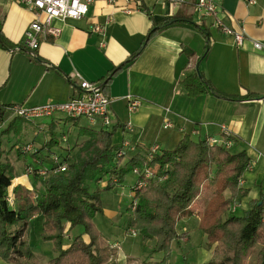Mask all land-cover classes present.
I'll return each mask as SVG.
<instances>
[{
  "label": "crops",
  "instance_id": "1",
  "mask_svg": "<svg viewBox=\"0 0 264 264\" xmlns=\"http://www.w3.org/2000/svg\"><path fill=\"white\" fill-rule=\"evenodd\" d=\"M195 1L139 0L137 6L134 2L128 4L131 9L126 11L124 0H117L115 4L96 0L79 19H52L48 31L39 38L37 49L30 50L21 45L34 13L14 0H0L1 30L10 43L20 46L17 49L0 47V104L33 106L64 102L78 96L77 74L85 80L99 82L138 48L152 24L171 19L176 13L189 14L194 23L174 22L160 28L140 55L117 70L102 87L112 98L109 127L117 125L112 142L120 145L128 140L138 150L157 146V151H161L171 149L188 134L195 141L205 137L227 141L232 152L245 150L252 160L241 182L247 193L235 199L237 208L245 211L252 200L264 197V65L261 53L252 44V40L264 44V0H256L254 4L244 0H217L221 22L244 32L245 37L239 44L232 35L215 28L212 18L202 20ZM200 23L208 27L210 37L209 51L199 63L203 75L220 92L237 96L252 92L260 98L232 100L216 97L208 91L197 95L186 92L181 81L193 72L194 58L204 47V36L195 25ZM96 24L104 25L103 34L92 31ZM184 46L192 49L195 56L182 51ZM127 95L140 100L134 111L126 108ZM60 114L15 122L11 130L16 131L13 147L31 143L37 150L52 136L58 144L51 148L72 146L80 137L79 126L95 124L89 120L80 122V117L73 123ZM166 120L171 126L164 127ZM27 125L33 126L32 134L21 141L22 128ZM72 128L76 135L69 141ZM63 135L65 140H62ZM37 140L39 147H36ZM15 153L16 163L8 158L14 175L9 186L20 184L31 189L32 177L25 172L26 165L30 164L28 155L18 157ZM32 157L38 163L37 157ZM225 195L229 192L225 191ZM198 210L186 217L193 218L197 226ZM107 215L113 218L116 212ZM68 226L67 223L66 229ZM83 238L88 240L86 234ZM104 240L113 248L115 264H125L127 254L121 250L120 243ZM68 245L65 243L63 247ZM207 250L211 252L209 259L213 252L208 247ZM38 256L42 257L40 264H48L46 258Z\"/></svg>",
  "mask_w": 264,
  "mask_h": 264
},
{
  "label": "trees",
  "instance_id": "2",
  "mask_svg": "<svg viewBox=\"0 0 264 264\" xmlns=\"http://www.w3.org/2000/svg\"><path fill=\"white\" fill-rule=\"evenodd\" d=\"M181 21L194 23L189 14L176 13L171 19L152 24L138 48L100 79L101 87L117 70L134 61L160 28ZM195 25L204 36V47L194 58L193 72L181 81L186 92L197 95L208 91L216 97L232 100L260 98L252 92L242 96L226 94L212 86L199 68L210 47L208 27L203 23ZM0 47L17 49L20 46L10 43L0 27ZM182 51L190 57L195 56L188 46ZM9 106L11 104H0V116ZM67 119L73 123L77 120L75 117ZM21 120L23 118L19 116L11 118L0 133H9L13 124ZM116 128L117 125L111 128L102 124L98 127L79 126L81 138L72 146H59V152L51 150L58 141L50 137L32 154L39 163L34 169L44 168V175L30 174L31 189L20 184L13 187L17 208L8 206L4 199L14 175L8 152L0 151L1 259L13 264H39L27 240L31 219L39 214L43 217L41 238L52 241L57 253L48 264H115L112 247L93 222L94 216L102 210L99 190L90 192L88 182L106 176L104 188L109 189L120 183L126 172L136 169L137 180L144 181V184L138 188L134 187L136 183L132 186V200L137 199V202L126 231L137 232L143 243L154 241L152 251L161 252L162 257L154 261L127 255L125 264H168L172 242L189 239L187 232L177 231L176 224L192 215V204L203 190L208 192L209 198L197 212L198 228L205 235L206 246L209 249L213 246V254L201 264H245L256 245L259 248L252 264H264V197L252 200L241 215L228 213L235 199L247 193L241 182L252 160L245 150L232 152L224 143L210 144L205 138L195 141L185 134L171 149L155 153H150L149 149H136L125 156H117L121 144L112 142ZM42 149L47 152L40 155ZM16 152L18 157L24 156L17 148ZM53 152L60 156V163L66 164L64 171H57V164L50 159ZM46 160L51 163L49 168L43 166ZM145 169L152 170L151 177L145 178ZM225 191L229 195L226 196ZM67 223L68 228L79 225L82 230L67 247H63ZM84 234L88 240L83 238Z\"/></svg>",
  "mask_w": 264,
  "mask_h": 264
},
{
  "label": "built area",
  "instance_id": "3",
  "mask_svg": "<svg viewBox=\"0 0 264 264\" xmlns=\"http://www.w3.org/2000/svg\"><path fill=\"white\" fill-rule=\"evenodd\" d=\"M21 6L31 10L35 17L27 26L22 39L23 47L30 50H36L39 44L40 36L48 31V25L54 18L66 19L73 18L79 19L83 17L88 7L96 0H14ZM109 4H115L117 0H104ZM126 3L125 10L129 11L131 8L128 4L135 3L136 6L140 4L139 0H124ZM174 3H180L182 0H163ZM248 4H254L256 0H244ZM128 2V3H127ZM195 8L200 18L205 20L212 18V25L222 31L225 34L232 35L236 43H241L245 37L244 32L233 30L231 27L223 24L218 18L219 4L217 0H196ZM42 16V17H41ZM41 17V18H40ZM93 32L103 34L104 25L96 24L92 28ZM252 44L255 50L259 51L262 56L264 65V44L259 40H252ZM79 77L78 88L80 94L75 97H71L64 102H46L43 104L33 106H23L20 104H14L6 108L4 114L0 116V130L4 128L6 122L11 117L19 116L26 120H34L42 117H50L56 113H64L67 117H86L91 123L99 121L103 126H109L112 123V113L110 111V104L112 98L107 96L103 91L100 82H91ZM126 108L128 111H134L140 100L137 97L127 95ZM168 111V109H166ZM171 126V123L166 120L164 127ZM206 141L210 144L224 143L227 146V141H217L212 137H205ZM62 140H65V135L62 136ZM22 154H33L36 149L31 143L20 144L16 147ZM158 147L153 146L150 148V153L157 152ZM136 150V146L132 145L128 140H123L121 146L117 151V156H125L128 152ZM50 159L57 164V171H64L66 168L65 163H60V156L57 153H51ZM137 173V170H133ZM26 174H41L44 175L45 169L40 168L35 170L34 165L28 164L25 167ZM145 178L152 176V170H144ZM136 188L142 186L144 181L136 180ZM4 199L8 206H14L13 186H8ZM131 209L136 205L137 199L131 201ZM238 206V203L232 204L230 211L233 212ZM132 232H134L132 230Z\"/></svg>",
  "mask_w": 264,
  "mask_h": 264
},
{
  "label": "rangeland",
  "instance_id": "4",
  "mask_svg": "<svg viewBox=\"0 0 264 264\" xmlns=\"http://www.w3.org/2000/svg\"><path fill=\"white\" fill-rule=\"evenodd\" d=\"M60 115H62L63 117L66 116V114L64 113H61ZM80 122L86 123L88 122V119L86 117H80ZM31 125H27L26 127L22 128L20 134L21 141H24L25 139H27V137L31 136L33 131V126ZM92 126L98 127L100 126V122L96 121L95 124ZM15 133V131H11L9 134L0 133V151L4 154L8 152V158L10 159V161L13 162V164L14 162L16 163L15 160H17L15 153L16 149L12 146L13 143L16 142ZM75 135V129L72 128L68 136L69 141H72ZM38 143L39 140H37L36 142V147H39ZM12 148L13 150L10 151ZM58 148L59 147H55L51 149L52 151L59 152L57 150ZM46 152V149H42L41 151H39V154L43 155ZM27 155V160L30 162V164L39 165V163L34 162V157H32L31 154ZM1 157L3 158V154L1 155ZM50 165L51 163L49 160L43 162V166L47 168H49ZM38 175L43 176L41 174ZM134 180H137V174L134 171H128L125 173L123 180L120 183L116 184L114 187L109 189L104 188V185L107 181L106 176L102 177L99 181L91 180L88 182V188L90 192L99 190V199L102 208L101 212L97 213L94 216L93 222L97 230L101 232L102 236L105 239L108 238L110 241H117L118 243H120L121 250L127 255L138 257L140 260L150 259L158 261L161 259L162 253L152 251L154 241H148L143 243L141 241V237L137 234V232H132L131 229L126 232L127 224L132 215L130 203L133 196L132 186L135 183L133 182ZM208 196V192L206 190H203L200 196H198V198L192 204V210L195 211L197 210V208L201 210L205 206L209 198ZM109 212H116V215L113 218H109L110 216L107 215L109 214ZM228 213L230 215L238 216L241 215L243 212L238 207L233 212L228 211ZM34 218L31 219V224L27 233L28 246L36 257L39 264L42 257L38 255H42L43 258H46L49 262V260L56 256L57 253L53 250L52 241L44 240L41 238L43 221L42 215H35ZM183 227H185V229H183ZM80 228L81 226L76 225L72 227L69 232L67 228V231L62 238V246L65 243L70 244L73 237L80 233ZM176 229L179 232H187L189 234V239L186 241L179 239L178 241L172 242L171 255L168 264H201L203 262H206L209 257L208 255L211 252L207 250V247L205 246V235L198 228L194 219H180L176 224ZM124 231L126 233V236ZM258 248L259 245H256L254 247L249 259L245 262V264H252L255 261V256ZM209 250H212L213 252V246ZM0 264L13 263L7 262L0 258Z\"/></svg>",
  "mask_w": 264,
  "mask_h": 264
}]
</instances>
